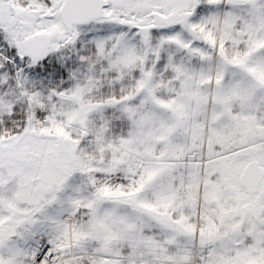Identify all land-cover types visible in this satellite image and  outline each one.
<instances>
[{
  "label": "snow or ice",
  "instance_id": "6c2138e0",
  "mask_svg": "<svg viewBox=\"0 0 264 264\" xmlns=\"http://www.w3.org/2000/svg\"><path fill=\"white\" fill-rule=\"evenodd\" d=\"M0 264H264V0H0Z\"/></svg>",
  "mask_w": 264,
  "mask_h": 264
}]
</instances>
